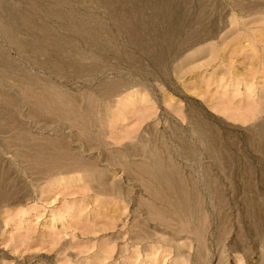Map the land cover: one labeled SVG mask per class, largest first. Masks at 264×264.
Wrapping results in <instances>:
<instances>
[{
    "label": "rangeland",
    "instance_id": "rangeland-1",
    "mask_svg": "<svg viewBox=\"0 0 264 264\" xmlns=\"http://www.w3.org/2000/svg\"><path fill=\"white\" fill-rule=\"evenodd\" d=\"M0 264H264V0H0Z\"/></svg>",
    "mask_w": 264,
    "mask_h": 264
}]
</instances>
